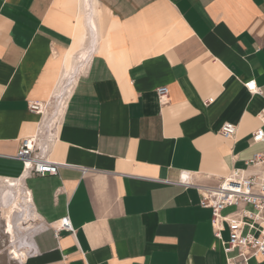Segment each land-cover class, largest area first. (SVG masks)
Listing matches in <instances>:
<instances>
[{"label":"crops","instance_id":"1","mask_svg":"<svg viewBox=\"0 0 264 264\" xmlns=\"http://www.w3.org/2000/svg\"><path fill=\"white\" fill-rule=\"evenodd\" d=\"M250 80L264 91V0H0V176L23 177L43 226L28 264H225L179 180L215 184L264 149ZM40 130L57 174L12 157Z\"/></svg>","mask_w":264,"mask_h":264},{"label":"built area","instance_id":"2","mask_svg":"<svg viewBox=\"0 0 264 264\" xmlns=\"http://www.w3.org/2000/svg\"><path fill=\"white\" fill-rule=\"evenodd\" d=\"M245 87L264 99V91L253 80L246 82ZM156 93L159 103L164 104L168 99V87L162 85L156 89ZM28 107L32 111L40 110L37 102H29ZM258 117L260 125L251 136L254 141L264 143V106ZM235 131L236 126L231 122H224L220 129L226 138L232 137ZM42 134H45V130L23 138L12 155L22 162L26 174H57L62 165L44 154L46 144L41 140ZM81 170L85 172L87 169ZM179 183L198 188V203L210 210L213 235L219 240L226 256L225 264H247L250 258L264 259V149L254 152L245 160V167L232 168L227 176L221 177L215 184H193L188 175L183 176ZM230 207L233 209L224 212ZM62 229L71 230L67 216L54 228L55 235ZM224 231L226 238L223 237Z\"/></svg>","mask_w":264,"mask_h":264},{"label":"rangeland","instance_id":"3","mask_svg":"<svg viewBox=\"0 0 264 264\" xmlns=\"http://www.w3.org/2000/svg\"><path fill=\"white\" fill-rule=\"evenodd\" d=\"M4 178L0 176V264H28L35 253L33 239L43 226L31 202L23 200L24 182L12 188Z\"/></svg>","mask_w":264,"mask_h":264},{"label":"bare ground","instance_id":"4","mask_svg":"<svg viewBox=\"0 0 264 264\" xmlns=\"http://www.w3.org/2000/svg\"><path fill=\"white\" fill-rule=\"evenodd\" d=\"M22 178L23 177H15V178H10V177H7V178H4V181L6 182V185L7 187H12V188H16L18 187V185L21 183L22 181ZM18 190V189H17ZM25 199L23 200H26V201H29L31 202V199H30V195L27 191V188L25 189V196H24ZM26 203V202H25ZM13 205V204H12Z\"/></svg>","mask_w":264,"mask_h":264}]
</instances>
